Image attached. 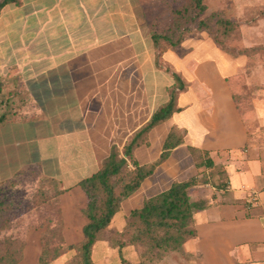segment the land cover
<instances>
[{
  "label": "crops",
  "instance_id": "0c3cea01",
  "mask_svg": "<svg viewBox=\"0 0 264 264\" xmlns=\"http://www.w3.org/2000/svg\"><path fill=\"white\" fill-rule=\"evenodd\" d=\"M118 1L104 13V3L86 12L91 6L85 0H33L35 15L26 21L25 4L3 9L0 69L19 50L12 45L27 56L11 64L18 69L17 82L12 77L10 84L18 99L26 98L0 127L1 166L13 163L16 173L33 165L58 179L65 189L59 200L70 227L67 240H81L83 221L77 215L87 197L78 183L99 171L113 145L122 149L168 103L177 74L185 84L177 110L147 133L135 159L142 165L159 161L172 132L169 142L180 137L182 142L122 202L121 209L128 208L120 219L173 182L219 169L225 180L218 187L209 181L192 187L206 191L207 202L194 213L196 236L184 244V253L198 256V264H264V173L255 174V186L245 179L250 169L239 167L237 173L245 174L235 185L230 169L249 159L250 126L264 116V101H257L256 111H242L231 84L240 82L243 65L209 36L187 38L158 58L138 0H123V6ZM63 10L70 17L63 19ZM257 158L261 163L264 153Z\"/></svg>",
  "mask_w": 264,
  "mask_h": 264
},
{
  "label": "rangeland",
  "instance_id": "374dc122",
  "mask_svg": "<svg viewBox=\"0 0 264 264\" xmlns=\"http://www.w3.org/2000/svg\"><path fill=\"white\" fill-rule=\"evenodd\" d=\"M85 1L91 6L86 12L91 11V8L92 10H96L98 6L101 7L104 3V1L95 0L96 2H90V5L88 1L94 0ZM187 1L188 0H138V4L144 11L145 20L149 28H151L153 23L156 30L172 34L174 29H178L182 26V28L188 29L183 37H179L182 41L187 38L190 39L191 37L202 38L203 36H209L220 49L236 58L238 57L241 66H243L239 76L241 78L240 82L231 84L234 96L238 104L241 105L242 111H256L257 101H264V0H203L206 6L204 12H195V15H190V17L177 15V10L187 3ZM31 2H33V0H22L21 5H10L20 8L24 7L25 4L24 10L21 11L24 15L23 20L26 21L31 20V17L35 15V12H33L34 2ZM116 4L115 0L105 1L104 11L102 12L108 13ZM119 4L123 6V0ZM93 5L94 7H92ZM70 14H72L70 11L63 10L60 15L64 19L67 15L70 17ZM36 16H38V13ZM19 19L16 20L13 26L17 28L20 27V24H18ZM222 19L233 23V28L228 33L224 32L222 26L218 22ZM214 32L217 33L215 36ZM86 38L87 36H85V39ZM176 38H178L177 35H175L173 39L176 40ZM10 47L19 50L13 49L14 51L9 53L10 57L8 56L9 58L6 59L9 65L6 66L7 69H0V72L9 76L3 78V95L10 100L11 112L17 114L18 110L21 111L19 108H22L20 102L25 101L26 97H23L24 94H22L20 99H18V91L15 85L13 86V84H10L12 77L15 82H17L16 75L18 69L17 65L14 66L11 64L17 63L19 59L22 58V55H24V58L27 55L23 49L17 48L14 45ZM1 57L2 56H0V62H2ZM250 129L252 135L249 147V159L245 158L243 160L241 158L233 162L230 167L231 170L233 169L235 185V181L239 183L241 176L245 174L237 173V168L239 167L250 169L251 173H248V176L250 174L254 175L250 177L247 176L245 179H247L248 182L252 181L255 186H257L255 174L260 172L264 173V158L260 160L261 163H258L257 160V156L264 153V116H256L251 123ZM236 156H238V154H234V157ZM259 164L261 166L260 168H258ZM7 166L9 167L5 169L0 164L2 169L0 170V196H6L7 199H12L13 220L11 227L4 230L0 237L7 236L13 240H19L22 243L21 248L23 249L24 259L19 264H39L38 257L41 252L40 236L46 227L37 228L35 225L40 224L46 216H48L50 211H52V201L48 203L50 200L48 199L42 203L40 191H42V189L47 191L51 189V187L49 183L42 182L43 175L36 166L31 165L16 173H14L15 165L13 163ZM201 174L202 175L197 176V186L204 184L203 181H209L211 186L215 185L218 187L220 182L225 180L223 173L219 169L213 170L211 173ZM14 177L17 178L14 180V184L8 182V180ZM16 181L17 183H15ZM205 194L206 191L200 192L192 188L189 197L194 201L197 199L196 201H199L198 203L201 205L207 202ZM47 195L51 194L48 192ZM262 196L264 197V194ZM38 202L41 203L38 204ZM127 208L128 205H125L124 210ZM122 210L123 209H121L117 217L113 218L110 226L101 232L100 239L93 248V259L95 264L121 263L122 260L118 248L114 246L113 242L120 238L119 232H121L125 226V219L123 217L120 219V214L123 213ZM58 218L60 222L59 239L61 237L62 241L61 255L50 264H72L75 258L81 256V248L78 241L67 240L70 227L65 225L63 210L61 213L59 212ZM69 247L73 248L69 250ZM144 249L145 248L141 245L127 246L123 250V255L131 263L138 264L142 261L140 255ZM146 261V264H198L200 258L198 256H188L182 252L169 251L162 254L160 257L153 256Z\"/></svg>",
  "mask_w": 264,
  "mask_h": 264
},
{
  "label": "trees",
  "instance_id": "16d2710c",
  "mask_svg": "<svg viewBox=\"0 0 264 264\" xmlns=\"http://www.w3.org/2000/svg\"><path fill=\"white\" fill-rule=\"evenodd\" d=\"M21 3L22 0H0V15L7 5H21ZM205 9L203 0H188L177 10V15L190 17V15H195V12H204ZM218 22L224 32L228 33L233 28V23L230 21L222 19ZM150 29L158 58L167 49L179 46L182 42L179 37H183L188 30L181 26L169 34L156 30L153 23ZM216 34L214 32V36ZM175 35L178 37L176 40L173 39ZM166 69L170 71L168 67ZM174 76L177 85L170 88L168 103L161 106L146 126L134 134L122 149L113 145L110 155L104 159L99 171L78 183L87 197V202L84 207L78 209L77 218L83 221L81 225L83 237L78 241L81 256L75 258L72 264H95L93 248L100 239L101 232L110 226L113 218L121 211L122 202L140 188L144 180L153 173L156 164L166 158L169 149L182 142V137L178 138L175 143L169 142L174 136L172 132L164 145L165 150L159 161L150 165H142L135 159V149L146 140L147 133L177 110V97L185 89V84L177 74ZM3 81L0 79V127L15 114L11 112L9 98L3 95ZM15 177L8 182L14 184V180L17 179ZM42 182L49 183L51 189L40 191L41 201L43 203L50 199L48 203L52 201V211L40 224L35 225L37 228L46 227L40 236L41 252L38 263L50 264L61 255L62 241L61 237L59 239L58 214L62 212V206L59 196L65 189L61 187V182L56 178L43 176ZM197 184L198 177L175 181L168 189L147 197L141 208H136L125 216L126 222L123 230L119 232L120 238L113 242L122 260L120 264H133L123 255V250L131 245H141L145 248L140 255L142 261L138 264H146L147 259L153 256L160 257L169 251L184 253V244L196 236L194 213L197 209L204 207L198 202L191 201L189 197L190 188ZM48 192L51 195H47ZM12 204V199L0 196V235L12 225ZM21 244L19 240H13L7 236L0 237V264H19L24 259ZM71 248L73 247H69V250Z\"/></svg>",
  "mask_w": 264,
  "mask_h": 264
}]
</instances>
